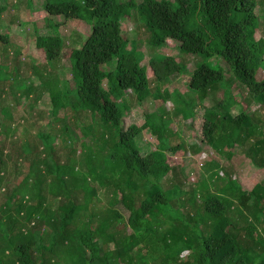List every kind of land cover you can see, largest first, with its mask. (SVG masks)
I'll return each instance as SVG.
<instances>
[{
	"label": "trees",
	"instance_id": "16d2710c",
	"mask_svg": "<svg viewBox=\"0 0 264 264\" xmlns=\"http://www.w3.org/2000/svg\"><path fill=\"white\" fill-rule=\"evenodd\" d=\"M258 7V0L50 4V13L87 21L92 34L72 50V87L69 80L63 87L51 71L47 77L40 72L45 79L28 83L11 100L3 95L10 80L1 75V58L0 264H264V118L260 110L231 113L242 100L264 108ZM133 8L155 49L173 40L182 53L222 59L232 72L228 78L224 68L200 63L188 75L175 57L161 53L150 60L160 104L183 97L168 90L181 77L201 108L207 99L213 103L203 114V137L215 157L199 182L167 162L178 151L197 155L202 149L198 143L171 145L174 132L163 114L125 127L132 109L128 91L144 103L154 84L143 64L146 54L137 40L129 48L124 34ZM194 8L209 34L189 30ZM36 41L49 64L62 59L66 42L60 32H37ZM110 63L115 67L105 69ZM47 93L52 107L41 113L48 122L38 131L33 113ZM191 115L183 112L184 119ZM55 118L63 122L60 128ZM146 130L158 141L150 152L137 143ZM237 154L262 175L250 188L236 177Z\"/></svg>",
	"mask_w": 264,
	"mask_h": 264
},
{
	"label": "rangeland",
	"instance_id": "374dc122",
	"mask_svg": "<svg viewBox=\"0 0 264 264\" xmlns=\"http://www.w3.org/2000/svg\"><path fill=\"white\" fill-rule=\"evenodd\" d=\"M64 1L82 3L84 0H0V35L5 37L3 40L0 38V63L1 58H5L6 60L1 75L4 79L11 81H8L10 85H8V88L6 87V90L3 92L4 96H11L12 98L10 99L13 100V97L16 95L15 92L19 91L20 93V90H22L21 88H25L30 82L39 84L41 80L50 75L48 73L49 71H51L55 80L62 83L63 87L66 85L67 80L70 82L69 87L74 85L71 53L75 46L84 43L92 34V26L85 20L66 18L65 15L57 11L50 13L48 9L50 4H58ZM121 1L123 3L135 2V6L142 2V0ZM191 1L195 5V0ZM258 2L259 7L257 9V15L260 18V25L257 28L256 37L257 39H264V0H258ZM174 8L176 9L177 5H174ZM132 11L133 18L130 21H126L124 24V34L129 39V48L133 47L132 41L137 40L141 49L146 54L143 64L149 66V76L154 84L152 85L153 97L144 103H139L133 97V93L128 91L127 98H129L128 102L132 109L127 112L124 118L125 127H128L130 124L142 126L146 121H153V117L160 118L163 114L165 119L170 120L169 129L174 132L170 137H168V130L166 134L171 145L176 146L181 143H186L189 146L192 145V143H198L202 149L197 155L193 153L192 149L188 150V152L183 150L178 151L175 155L169 156L167 162L171 167L177 168L178 174L182 172L185 178L187 177L190 181L199 182L206 176L204 165L210 163L211 157H215L212 150H210L204 142L203 137V114L205 109L212 106L213 103L207 99L204 104V109L201 108L198 104L197 96L189 92V87L185 85L183 81L185 79H182L180 76L181 78H176L168 90L171 93L180 91L183 97L176 99L171 96L166 102L160 104L161 102L159 99L157 100L160 90H158V84L154 81V71L150 66V60L152 56L155 57L156 55H161V53L163 55L175 57L178 62L187 66L188 75H191L200 63L209 65L217 70H222L224 68L228 78L232 77V72H230L228 64L222 59H210L182 53L179 49L178 42L173 40H170L169 46L164 49H155L149 42V32L146 30L145 25L141 23L140 15L135 8H133ZM56 22L61 24V28L55 27ZM206 25L200 12L194 8L188 21L189 30L205 31L209 34L210 30ZM37 32L43 34L61 33V37H63L66 42L62 51L61 60H56L51 64L48 63L46 52L37 46ZM17 52H21L22 54L19 59H15ZM114 67L115 63L105 65V69L107 70L113 69ZM40 72L45 73L44 78L40 75ZM259 79L264 80V67L259 71ZM105 85L107 86V84ZM232 92L233 94H237L239 90L234 88ZM244 95L246 96L245 91ZM218 97L221 98L222 93H220ZM20 101H22V99H20ZM37 103L33 114L36 113L35 116L37 117V121L35 127L40 131L43 128V124L48 122V118L41 117V113L45 116L47 114L46 111L52 107L51 97L47 93L44 95L43 99ZM186 103L190 104L188 108ZM242 110H247V112H257L260 110L264 118V108H261L257 102H252V104L248 106L246 102L242 100L239 102V105L232 108L231 113L238 115ZM184 111H186L187 114L192 113L193 116L191 115L192 117L184 119ZM64 114V112L61 113V117H63ZM90 120L91 119H88V121ZM53 121L57 128H60L59 125L63 123L57 118ZM50 130V128L47 129V131ZM165 130L166 129L163 130V134ZM77 134H81L78 129ZM157 142V138L154 137L150 130L140 133L137 138L138 146L146 152L155 150L158 147ZM233 162L238 169L236 171V177L243 183L246 189L252 187L253 183L260 181L261 178L259 179L260 176L257 174V170H255L251 162L239 155L234 158ZM3 200L4 198L0 197V203ZM110 246L114 248L113 244Z\"/></svg>",
	"mask_w": 264,
	"mask_h": 264
},
{
	"label": "crops",
	"instance_id": "0c3cea01",
	"mask_svg": "<svg viewBox=\"0 0 264 264\" xmlns=\"http://www.w3.org/2000/svg\"><path fill=\"white\" fill-rule=\"evenodd\" d=\"M257 174L259 175L260 173L257 172Z\"/></svg>",
	"mask_w": 264,
	"mask_h": 264
}]
</instances>
